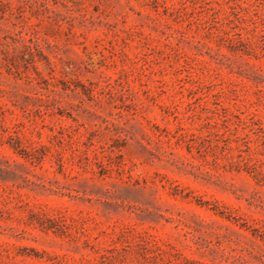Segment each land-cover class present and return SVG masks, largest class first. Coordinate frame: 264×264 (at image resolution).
<instances>
[{"label": "rangeland", "instance_id": "rangeland-1", "mask_svg": "<svg viewBox=\"0 0 264 264\" xmlns=\"http://www.w3.org/2000/svg\"><path fill=\"white\" fill-rule=\"evenodd\" d=\"M0 264H264V0H0Z\"/></svg>", "mask_w": 264, "mask_h": 264}]
</instances>
